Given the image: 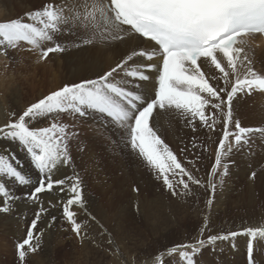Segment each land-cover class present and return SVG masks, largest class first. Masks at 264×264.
<instances>
[{
  "label": "bare ground",
  "instance_id": "bare-ground-1",
  "mask_svg": "<svg viewBox=\"0 0 264 264\" xmlns=\"http://www.w3.org/2000/svg\"><path fill=\"white\" fill-rule=\"evenodd\" d=\"M11 2L13 0H0L1 17L7 18L8 15L13 14ZM30 2V5L25 4L19 11L29 13L34 11V8L36 9L34 7L36 3L38 5L54 3L57 11L69 18L70 26H62L60 31L53 33L52 41L39 42V47L48 43L49 47L59 44L62 49L53 52L48 57L49 62L50 60L53 62L44 67L43 74L45 77L49 75L48 78H50L45 94L44 92L37 93L29 99L28 95L31 92L22 91L21 88L27 87V82L23 81L21 77L15 78L11 75L13 81L11 80L9 84L14 86H6L5 82L1 83L5 77L1 78L0 76V87H2L0 89V126L14 121L28 106L51 92L64 85L97 79L130 56L132 58L127 60L125 67L114 73L109 80L130 89L133 88V81L127 77L125 70L132 69L133 64L141 63V59L132 53L134 49L145 45L146 41L134 35H128L121 40L95 38L91 43H85L90 39L92 29L82 27L75 19L78 6L81 4L80 0H30ZM18 3L20 2L18 1ZM25 20L40 26L35 20ZM15 50L6 48L5 52L0 53V65L3 64L0 67L2 76L8 72L14 73L19 69L17 63L22 60L19 62V59H16L19 54H16L17 50ZM22 53L19 57L28 56ZM245 54L251 60V66L258 72L263 70L264 55L262 52L247 51ZM40 60L42 61L41 58ZM224 66L229 71L227 80L230 82L227 84L224 82L222 73L210 65L204 64L206 75L217 90L221 87L230 90L231 83L235 80L231 70L227 69V63ZM245 70L241 67V71L238 70L237 75ZM7 75L10 77V74ZM212 77H216V79H212ZM140 86L147 88L151 86V83L139 85L138 89L144 94L146 89L140 88ZM204 95L211 100L212 104L219 103L218 100L208 97L207 94ZM221 97L225 99L226 93H221ZM222 107L223 111L227 112L228 106L223 105ZM204 111L206 115L215 114L214 117L209 118L210 124L213 119L215 120L214 129L203 125L198 118L194 121V126L189 124L188 120L191 117L185 116L174 108L156 110V116L151 119V126L175 154L177 160L187 172L200 181L199 184H196L184 176V180L189 185L187 189H184L178 183L179 176H177L173 180L176 186V195H173L172 191L165 187L162 178L157 177L158 182L149 174L144 175L141 179L140 191L137 195L127 192V181L134 180L137 175L144 174L140 167L144 160L137 153L138 149L133 150L129 146L124 129L116 123H110L109 119L99 112L88 111L87 115L83 116L72 111L55 112L29 121V126L34 129L50 127L53 123L65 129L64 133L60 135L64 136L62 147L66 149L69 163L59 164L51 175L53 179H65L67 188L74 182V178H78L80 183L82 204L73 205L70 209L75 212L76 223L80 224L79 237L76 233L71 235L67 241L68 246L74 251H71L74 259L70 264L97 262L99 245H102L103 242L110 243V241L114 243V240L120 244V248L114 253L106 254L104 252L101 255L104 257L109 254L110 261L125 264L122 259L124 255L120 250L126 251L129 245L126 243V238L129 235L128 223H132L130 218L138 220L144 230L151 233V243L161 248L162 252L158 255L160 260H156L152 264H165L167 258L172 255L168 253L170 248L179 244L195 245L201 239L206 241L208 234L224 236L229 232L239 233L248 227L264 226V140H260L264 138V132H261V135L258 132L260 137L257 135L255 139L251 136V141H254L253 152L241 151L242 154L250 157L247 163L242 162L239 153L232 155V152H229L232 143L229 144L228 141H225L226 147L221 153L220 166H217V148L224 134V116L217 109L212 108L211 104L206 106ZM240 114L251 120L248 124L244 123V127L257 126L259 129H264V94L252 93L250 96H246L244 93L236 94L231 103V121L228 129L231 123L241 119ZM244 145L247 147L249 144ZM210 149H214L215 157L212 159ZM0 155L7 157L8 162L29 181V183L22 184L15 178L0 173V185L4 186V190L12 198L9 211L0 212V225L5 231L3 234L11 239L17 236L23 237L28 222L32 221L30 219L34 216V211L42 210L43 213H40L39 217L41 221L37 222L35 228L36 231L40 230V234L38 240L33 242V247L43 246L41 251L46 253L40 254L36 251L38 254L33 255L32 253L31 257L39 259V264H51L55 260L54 255L56 254L55 243H53L55 238L52 235L57 233L58 236L61 231L51 232L52 229L47 231L46 228L58 227L59 219L63 216L65 199L60 196L59 186L52 191L38 194L36 200L29 199L28 196L32 189L38 185L40 178V173L35 168L30 155L18 141L3 134H0ZM132 166L137 167L133 169ZM116 170L121 171L122 175L118 176ZM155 172L158 173V170ZM169 179H173L171 173H169ZM150 188L154 190V193ZM92 189L99 191L100 194L96 196ZM70 195L72 193L67 191L66 197ZM240 196L245 200L246 198L249 200L257 198L255 199L257 204L255 201H251L252 203L246 205V208L251 210V207H256L253 218L245 217L247 220H242L244 216L248 215V211L246 210V215L240 216V208L237 206L242 201ZM243 203L241 202V205ZM16 205H18V209L12 211V207ZM23 206L31 207V209L24 210ZM81 209L86 210L84 215H80ZM231 209L234 210L231 214L236 217H228L230 213L228 210ZM22 215L25 217L24 219H22ZM23 224L26 225L24 228H22ZM220 225H224L227 231L224 226ZM209 228L211 230L208 232ZM217 228L218 231L215 232L214 229ZM144 230L141 231L138 228L137 232L139 235H145ZM249 239L248 235L221 239L218 249L215 246L217 245L216 241L219 240L213 242L212 248L207 244L203 246L198 244L200 251L195 258L197 260L193 259V264H203V262L219 257H225L226 260L234 259V256L242 257L248 248ZM136 242H140L142 245L146 241L139 239ZM253 245V257L262 260L258 263L264 264V238L254 239ZM189 249L190 247L180 248L176 253ZM75 252L82 254L83 258L78 260L79 257L74 255ZM89 257L92 258L91 261H87ZM232 263H235V260Z\"/></svg>",
  "mask_w": 264,
  "mask_h": 264
},
{
  "label": "snow or ice",
  "instance_id": "snow-or-ice-1",
  "mask_svg": "<svg viewBox=\"0 0 264 264\" xmlns=\"http://www.w3.org/2000/svg\"><path fill=\"white\" fill-rule=\"evenodd\" d=\"M37 24L22 22L14 19L10 22L0 23V52L7 47L15 48L17 41H25L39 46L40 41H52L53 33L61 30L62 26H70L69 18L57 11L54 3L43 6L42 10L25 14ZM80 25L91 27L93 39L99 33L102 40L122 39L125 36L138 34L154 44L157 49L149 54L141 50L139 55L162 57L158 65L154 98L142 101L140 95L127 90L122 86L110 82L109 78L118 70L125 67L127 60L117 64L109 72L97 79L85 80L79 83L64 85L51 92L36 103L31 104L14 121L0 126V134L18 141L30 155L35 168L40 173L38 185L35 186L29 199L36 200L38 194L63 187L65 179H53L51 173L61 163L68 164L69 158L64 143L65 129L53 123L50 127L34 129L29 121L50 115L55 112L72 111L81 116L88 111H97L112 118L123 127L129 135L128 143L133 150L138 149L139 156L152 167L158 170L166 188L176 195V186L173 180L179 176L178 183L184 189L188 188L189 181L199 184L191 173L181 165L175 154L157 134L150 121L154 116V109L174 108L185 116H190L189 124L198 118L200 122L209 127H215V120L209 123L214 113L205 114V107L211 104L224 116V134L217 148V165L220 163L221 153L226 147L225 141L231 135L233 144L247 143V135L252 132H264V129L241 127L236 122V132L230 133L228 125L231 121V103L238 93H251L253 89L264 90V75L257 74L251 67V60L242 47L236 46L238 37L244 34H264V0H93L91 9L82 17L75 18ZM106 33V34H105ZM92 39L85 43H91ZM59 44L42 50L41 59L49 53L61 51ZM217 53L227 62V69L231 70L235 81L231 83V90L225 87L217 90L209 83V78L198 61H209L220 73L224 82L230 81L229 71L221 63ZM137 53H133L136 55ZM239 62V64L237 63ZM154 65H147L151 69ZM238 67L246 71L242 78L237 75ZM127 75L141 80L149 79L143 71L132 70ZM216 79V77H212ZM226 93V99L221 97ZM208 97L216 99L219 103L212 104ZM223 105L228 106L227 112ZM59 133V134H58ZM216 166L214 165V168ZM179 170L178 172L176 170ZM0 173L14 177L18 182L25 184L29 181L11 164L8 158L0 155ZM169 173L173 179H169ZM67 191L72 193L63 203V215L72 223V230L80 235V224L76 223L75 213L70 210L73 205L82 204L80 183L74 178ZM11 197L0 185V212H8ZM42 211V210H41ZM40 213L33 219L27 228L26 236L16 244V252L21 261L28 252L37 250L33 242L38 240L39 234H34ZM55 219V217H53ZM237 235H248V264H254L252 253L253 241L264 238V226L248 227L238 232H229L224 236L209 235L207 241L201 239L197 244L203 246L206 242L212 243L218 239H228ZM192 248V252L179 251V256L185 264H193V253L199 252L196 245H178L168 250L174 254L180 248ZM156 260H160L157 256Z\"/></svg>",
  "mask_w": 264,
  "mask_h": 264
},
{
  "label": "rangeland",
  "instance_id": "rangeland-1",
  "mask_svg": "<svg viewBox=\"0 0 264 264\" xmlns=\"http://www.w3.org/2000/svg\"><path fill=\"white\" fill-rule=\"evenodd\" d=\"M18 1L20 3H18ZM30 3H31L30 0H27V1L26 0H16V1L13 0V2H11L12 9H13V14L8 15L7 18H4V17H1L0 16V23L10 22V21H12L14 19H19L22 22H27V20H25V19H28L30 21L31 19L29 17H27L26 15H24V13L26 14L28 12H25V11L21 12V11H19V10H22L21 9L22 6H24L25 4H29L30 5ZM44 4L45 3H42V4H39L38 5L36 3L34 5V7H36V9L34 8V11H37V10L42 9V7L44 6ZM13 6H14V8H13ZM49 46L50 45L48 43L42 45L41 47H39V46H34V45H32V44H30L28 42H25V41H17V46L15 48L7 47L9 50H15L16 49L17 50V53L16 54H19L20 55V53L23 52L24 54H27L28 56L22 58V57H19V55H18L16 57V59L17 60L19 59V62H20V60H22L20 63H17V66H18L19 69H17V71H14V73H9L8 72L7 74H10V77L7 74H5L6 76L5 75L2 76V74L0 73L1 78L5 77L4 79H2L1 83L5 82L6 83V86H8V85L9 86H14L13 84H9L11 80L13 81V79H11V77L14 76L16 78L18 76V78L21 77L23 79V81H26L27 82V85H26L27 87H24V88H21V89H22V91L27 90V92L28 91L31 92V93L28 92V93H30V95H28L29 96V99L32 96L34 97L37 93L40 94V93H43L44 92V94H45V91H47V87L49 86V82H50L49 80H50V78H48L49 75L45 77V75L43 74L44 73V70H45L44 67H47V65H50L53 62V60H50V62L48 60V57L53 52L52 53H49V55L46 58H43L42 61L40 60V58L42 56V50L48 48ZM1 66H3V64H1L0 67ZM1 88L2 87H0V89ZM240 117H241V119L238 120L237 122H239V124H240L241 127H244L243 125L248 124L251 121L250 119L244 117L241 114H240ZM251 123H254V122H251ZM255 127H257V126H255ZM232 128L235 130L233 133H235L236 132V122L235 123H231V125H230V127L228 129V131L230 133H231L230 130H233ZM259 133L261 135V132H259ZM257 135H258L257 132H255V133L252 132L251 134H249L250 137L249 136L247 137V143H241L239 145L233 144V141H232L233 140V137L231 138V135H230L228 137V139L226 140V141L229 142V144L232 143V146H230L229 152H232V155L234 153H239L240 154V157L242 158V162L247 163V161L250 160V157H248L246 154L245 155L242 154V152H253L254 151V148H253L254 147V145H253V142L254 141H251V136H253L254 139H255V137H257ZM260 135H258V137H260ZM260 140H264V138H261ZM167 143L169 144V142H167ZM244 144H249V145L246 147ZM250 146H252V148H250ZM137 153H138V151H137ZM210 153H211V159L214 158L215 157L214 156V149H210ZM143 162L144 163L140 167L142 168V171H143L144 174L143 175H137L136 178H134V180L133 179H129V181H127L126 188H127V192L130 193V194H131V192H133L134 194L137 195L138 191H140V189H139L140 188V181L144 177V175L149 174L151 177L153 176L156 179H157V177H159L158 176V173L155 172L156 170L152 169V167H150L149 165H147V163L145 161H143ZM111 164L114 165L113 162H111ZM214 164H216V162H214ZM217 166H220V164H218ZM136 167L137 166H132L133 169H135ZM115 172H116V174L118 176H121L122 175V172L119 171V170L118 171L116 170ZM12 178L14 179V177H12ZM157 181L159 182L158 179H157ZM63 187L65 188V191L64 192H61L60 191V188L58 190L61 193L60 196H63L64 197L63 199H65V202H66V200L68 199V197H66L67 196V187H66V185H64ZM240 187L242 188V186H240ZM240 187H239V189H240ZM150 190L154 193V190H152V188H150ZM151 191H149V193H151ZM92 192H94V194L96 196H97V194H100V193H98L99 191H97V190L95 191V190L92 189ZM98 198H99V195H98ZM241 198L240 199L242 201H240V205H237L238 208H240V216L246 215L245 212H246V210L248 211V215L244 216V218L242 220H247L245 217H252L253 218V212H255L256 207H251L252 208V210H251L250 208H246L247 207L246 205L249 204V203H252L251 201H255V203L257 204V202H256L257 200H255L257 198L254 197L253 200H249L248 198H246L247 202H246L245 199H243V197H241ZM241 202H244L243 205H241ZM252 205H254V204H252ZM17 206L18 205L12 207L13 210L12 209L11 210L12 211L17 210L18 209ZM23 208H24V210L31 209V207H28V206H23ZM228 211H230L228 217H236L233 214H231V212L234 211L233 209L228 210ZM38 212L39 213H43L41 210L40 211L35 210L34 213H33L34 216L30 220L37 219V213ZM30 213L32 214V210L30 211ZM85 213H86V210L81 209L80 215H82V214L84 215ZM40 216H41V214L39 215V217ZM24 218L25 217L22 215V219H24ZM240 218H242V217H240ZM66 219L67 218L63 215L59 219V225H58V227H55V228H46L47 231H49L50 229H52L51 232H54V231L55 232H60L61 231V234H59L61 236H59V235L57 236V233H54L52 235V237L55 238V241L53 243H55L54 246H55V253L56 254L54 255V259L55 260L52 261L51 264H70V262H72V259H74L73 258V255H71L74 251H73V249H71L70 246H68L69 244H68L67 241L71 238V235L76 234V232H74L72 230V223L68 219H67L68 221ZM130 220L132 221V223L131 224L128 223V228H129V231L128 232H129V235L126 238V243H127V245L128 244L129 245L127 246L126 251L124 250V252H123L122 250H120L123 253V255H124V257H122L123 262L125 264H152V263H154L156 261V257L162 252L161 251V248H159L158 246H155L153 243H151L152 242L151 233L149 231H147V230H144V227L140 225V223L138 222V220H134V219H131V218H130ZM200 220L202 221V219H200ZM38 221H41L40 218H38L37 222ZM75 221L77 222V220H75ZM31 223H32V221L28 222V225L27 226L24 225L25 223L22 225V228H24L26 226V231H25L23 237L17 236V237H14L12 239L11 238H8L7 235L3 234L5 231H4V228L0 225V244H1L0 245L1 246L0 247V254H1L0 255V264H39L38 263L39 259H32L31 256H32V253H33V255H36L38 253H40V254L46 253L44 251H41L44 248L43 246L42 247L40 246V247L37 248L36 251L38 253L36 251H34V252H28L27 251V247H25V251H26L27 255L25 256V258H24L23 261L20 260V258L17 255V252H16V244L18 242L22 241L23 238L26 236L27 228L31 225ZM36 226H37V224H36ZM36 226H35V228H36ZM220 226H224V225H220ZM138 228L141 231L144 230V232H145V235L143 234L144 236L138 234V232H137V229ZM224 228L226 229L225 226H224ZM210 230H211L210 228L207 229L208 232ZM214 231L217 232L218 231V228L217 229H214ZM226 231H227V229H226ZM34 234H40V230H37L36 231L34 229ZM208 236H209V234H208ZM74 238H75V236H74ZM139 239H141V240L144 239V241H146V242L141 245L140 242H138V243L136 242V241H139ZM218 240L219 241H216V243H217V245L215 246L216 249L219 248L220 242L222 241L221 239H218ZM113 242L114 243H112L110 241V243H107V244L105 242H103L102 245H99L100 249H98V251H97V254L99 256L96 257V259H97L96 261L97 262H92V264H98V263L99 264H118V263H116L114 261H110V256H108L109 254L107 256L105 255L104 257H102V255H101L104 252H106V254L107 253H114L115 251H117L120 248L119 247L120 244L118 242H116V240H114ZM205 244L209 245L211 248L213 247V242L212 243H205ZM179 245H184V244H179ZM195 245L197 247H199L198 244H195ZM8 247H10V248H8ZM71 251H73V252H71ZM187 252H190L191 253L192 252V248H190ZM29 253H31V254H29ZM197 254L199 255V252L193 253V259H195L197 257ZM245 254H246V251L244 252V255L242 257L234 256V259L229 258V259L226 260V258L223 256L224 258L219 257V258H216V259H211V260H208V262H203V264H248L246 262V260H245ZM29 255H30V257H29ZM74 255L76 257H79V258H77L78 260L83 258L82 254H80L79 252H75ZM252 258H253L254 264H261V263H258V262H260L262 260L255 259V257H253V255H252ZM91 259L92 258L89 257V258H87V261L88 260L91 261ZM195 260H197V259H195ZM233 260H235V263H232ZM165 264H185V262L181 260V258L179 256V253H174V254H172L171 256H169L167 258Z\"/></svg>",
  "mask_w": 264,
  "mask_h": 264
}]
</instances>
